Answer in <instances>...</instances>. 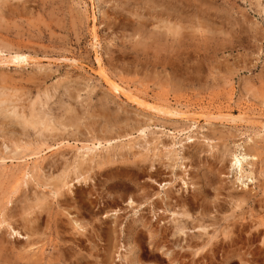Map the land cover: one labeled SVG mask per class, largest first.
Returning <instances> with one entry per match:
<instances>
[{"label": "rangeland", "instance_id": "1", "mask_svg": "<svg viewBox=\"0 0 264 264\" xmlns=\"http://www.w3.org/2000/svg\"><path fill=\"white\" fill-rule=\"evenodd\" d=\"M138 7V0L0 1V90L24 119L41 117L37 129L28 128L21 137L0 135V158H7L0 161V256L8 260L0 264H27L42 248L45 259L53 256L48 236L33 250H23L26 238L1 223L14 207L19 210L42 194L52 200L49 212L71 240L79 238L73 230L77 223L90 228L94 220L102 222L104 240L84 243L90 264H118L120 246L131 235L142 264H264V225L255 218L259 212L264 219V0H190L185 36L167 39L146 17L149 11ZM135 12L145 16L142 24L130 14ZM16 54L28 61L15 62ZM155 105L168 112L156 111ZM73 115L83 117L77 129L66 125ZM107 118L118 120L110 133L102 131ZM44 127L51 132L43 137ZM96 136L112 140L92 148ZM15 141L46 146L37 157L27 152L26 158L4 149ZM232 154L243 164L241 173ZM90 157L94 162L110 157V162L96 169ZM88 161L93 178L76 184L86 191V205L73 204L72 193L68 207L53 202L49 193L56 169L72 164L70 180L77 165ZM25 172L31 174L26 183L9 195ZM244 192L251 200L231 210L228 196ZM131 197L135 203L129 206ZM102 209L108 214L93 217ZM175 210L188 215L173 217ZM177 222L187 235L173 236ZM150 226L153 241L141 233ZM212 233L215 242L203 247ZM158 246L173 259L163 257Z\"/></svg>", "mask_w": 264, "mask_h": 264}, {"label": "bare ground", "instance_id": "2", "mask_svg": "<svg viewBox=\"0 0 264 264\" xmlns=\"http://www.w3.org/2000/svg\"><path fill=\"white\" fill-rule=\"evenodd\" d=\"M1 1V0H0ZM130 1V0H128ZM190 0H138V6H140V8H145L146 10H148V16L151 19V21L154 20L156 26L155 29L157 31V33L162 36L163 38H166L169 34L171 35H180L182 37L185 36L186 31H187V23L186 21L190 20V15L188 14V3ZM198 2V1H197ZM204 2V1H202ZM201 2V3H202ZM124 5V3H123ZM128 5V4H126ZM190 5V4H189ZM193 5V4H192ZM191 5V7H192ZM194 7V6H193ZM202 7V6H201ZM128 8V7H127ZM139 8V7H138ZM139 8V9H140ZM190 8V7H189ZM192 8H190L191 10ZM194 9V8H193ZM199 9V8H198ZM143 10V9H142ZM197 11V10H196ZM195 11V12H196ZM201 11V10H200ZM198 11V12H200ZM191 12V11H190ZM143 13V12H142ZM145 13V11H144ZM153 13V14H152ZM201 13V12H200ZM134 18L136 17L140 22H136V23H143V21H141L142 19L145 18L144 15H141L139 13H130ZM94 16V15H93ZM205 16V15H204ZM125 18V17H124ZM147 18V19H149ZM111 19V18H110ZM149 19V20H150ZM153 19V20H152ZM112 20V19H111ZM129 21V20H128ZM132 22L134 20H131ZM204 21V20H203ZM153 22V24H154ZM191 23V21H190ZM146 23H144L145 25ZM151 23V26L153 25ZM140 25V24H139ZM138 26V25H137ZM149 26V25H148ZM147 26V27H148ZM151 26H149L151 28ZM139 28V26H138ZM142 28V27H141ZM148 29V28H146ZM93 30V28H92ZM151 31V30H149ZM148 32V31H147ZM133 33V32H132ZM146 33V32H145ZM96 34V33H95ZM132 37V36H131ZM159 37V36H158ZM160 39V38H159ZM167 39V38H166ZM151 40V39H150ZM155 41V40H153ZM158 41V39H157ZM156 42V41H155ZM166 42V41H165ZM154 43V42H153ZM94 44V43H93ZM12 59L19 63V62H24L27 58L25 56H22L20 54H16L12 56ZM12 60V61H13ZM97 60H99L97 58ZM28 61V59H27ZM100 62V61H99ZM16 63V64H17ZM21 64V63H20ZM103 67V66H102ZM99 68V67H98ZM100 70V69H99ZM100 72V71H99ZM106 76V75H105ZM107 78V77H106ZM107 83L110 84V86L116 91V92H123L124 89L123 87L119 86L117 83H115L114 81L110 80L109 78H107ZM107 84V85H108ZM1 89V88H0ZM1 91V90H0ZM5 91V90H4ZM126 92V91H124ZM123 92V93H124ZM7 94V93H6ZM6 94L3 93V91L0 92V135H8V137H12V136H20L23 134H26V130H28V128H34L37 129L38 125L40 124V116L35 115L34 116V121H28L26 119H24L23 116L18 115L17 112L15 111L16 106L14 104H16L14 102L11 101L10 97H8ZM125 94V93H124ZM127 95V94H126ZM128 96V95H127ZM134 96V95H133ZM138 97V96H137ZM130 98V97H128ZM135 98V97H134ZM127 99V98H126ZM139 100V99H138ZM146 103V102H145ZM34 104V103H33ZM18 105V104H17ZM150 105V104H149ZM151 106V105H150ZM19 108V107H18ZM153 109H155L156 111H160L163 114L167 113L168 109H164V107L162 108L161 106H153ZM171 108V107H170ZM21 111V110H20ZM172 111V110H171ZM176 112V111H174ZM39 113V112H38ZM177 113V112H176ZM43 114V113H42ZM181 114V113H180ZM219 115V114H218ZM46 116V115H45ZM212 116V115H210ZM44 117V116H43ZM110 117V116H109ZM219 117V116H218ZM223 117V116H222ZM226 117V115H225ZM230 117V115H229ZM228 117V118H229ZM33 118V117H32ZM82 116H78V115H73L70 117V119H68V123L66 124L67 126H71V127H75L76 129L79 127L78 123L79 121L82 119ZM60 122V121H58ZM45 124V123H44ZM115 124H118V120H113L111 118H107L106 119V126L103 127L104 129L102 130L103 132H108L110 127L116 126ZM41 126V125H40ZM114 128V127H113ZM112 129V128H111ZM138 130V129H137ZM139 131V130H138ZM47 132H51L49 128L44 127L43 130L41 131V136L44 137L48 136L46 133ZM144 132V131H143ZM142 132V133H143ZM110 133V132H108ZM108 133H105L108 134ZM126 133V132H125ZM119 134V133H118ZM10 135V136H9ZM2 136V137H3ZM55 135H52V137ZM60 136V135H59ZM103 136V134H102ZM24 137V136H23ZM42 137V138H43ZM107 137V136H106ZM111 137V136H109ZM104 138V137H95L93 139V143L92 148H96V146H101L102 143H109L112 138ZM6 138V136H5ZM126 138V137H125ZM12 139V138H11ZM44 139V138H43ZM48 139V138H47ZM46 139V140H47ZM7 140V139H6ZM9 140V139H8ZM38 140V139H37ZM115 140V139H114ZM5 141V140H4ZM17 141V140H16ZM13 142L12 146L9 147L8 145H4L5 146V150H8L9 154H19L23 157H26L24 155H26L27 152H29L28 156H36L40 155L43 150L42 147L46 146L45 143H42L41 145H37L36 147H31L32 145H21L18 144L17 142ZM22 142V141H21ZM23 143V142H22ZM39 143H41V140L39 141ZM69 143V142H68ZM33 144V143H32ZM59 145V144H58ZM62 145V144H61ZM51 146H47V149H50ZM127 147V146H126ZM87 149H91V147H86ZM94 150V149H92ZM46 151V150H44ZM78 151V150H77ZM86 151V150H85ZM90 151V150H88ZM225 150L222 151V153H224ZM96 153V152H95ZM113 153V152H112ZM78 154V153H77ZM249 154V153H248ZM3 155V154H2ZM1 155V156H2ZM113 155V154H112ZM234 155V154H232ZM245 155V154H244ZM11 156V155H10ZM20 156V157H21ZM235 156V155H234ZM19 157V158H20ZM35 157V158H36ZM40 157V156H39ZM38 157V158H39ZM190 157V156H189ZM250 157V156H249ZM3 158V157H1ZM0 161L3 162L4 159ZM9 158V157H8ZM28 158V157H26ZM30 158V157H29ZM34 158V159H35ZM68 158V157H67ZM99 158V157H98ZM110 158V157H109ZM107 161H102L101 159L98 160L97 162H94L93 159H91L90 157V163L92 165V163L94 162L95 164V168L96 169H101L103 166H105L107 163L109 164L110 160ZM113 158V157H112ZM242 159L243 156L241 157ZM7 159V158H6ZM16 159V158H14ZM21 159V158H20ZM23 159V158H22ZM39 159H43V158H39ZM88 159V158H87ZM107 159V158H106ZM235 162L239 165V172L241 173L242 171V165L240 158L238 156H235ZM249 159V158H248ZM10 160V159H9ZM95 160V159H94ZM105 160V158H104ZM123 160V159H122ZM125 160V159H124ZM143 160V159H142ZM187 160V159H186ZM246 160V159H245ZM36 161V160H35ZM39 161V160H38ZM58 161V160H57ZM68 161V160H67ZM114 161V159H113ZM112 161V163H113ZM127 161V158L126 160ZM153 161V160H152ZM244 161V160H243ZM1 162V163H2ZM28 162V161H26ZM34 162V161H33ZM41 162V161H40ZM121 162V161H120ZM5 163V162H4ZM30 163V162H29ZM77 163V162H76ZM83 163V162H82ZM89 161L86 163L88 165L81 167L79 166V169H74L77 172V174H74L75 177L71 178L70 180H68V169L69 167L72 166V164L66 165V163L59 167L58 169H56V172L59 173L58 176L56 178H51L53 182H55V184L53 185V190H51V192L49 194H51V196L53 197V202H55L57 205H62V206H66L68 207L70 205V201L67 197V194L72 193L74 194V199H72L73 204H79L82 208H83V204L86 205L83 201V198L85 197L84 195L86 194V191H84V189L82 188H77L76 184L81 185L82 184H87V181L89 182L90 179L93 178V174H91L92 171H94V167H91ZM130 163V162H129ZM128 163V164H129ZM28 164V163H27ZM123 164V163H122ZM255 164V163H254ZM5 166V165H4ZM35 167H37V165H34ZM135 166V165H133ZM237 166V165H236ZM10 167V166H9ZM17 167V166H16ZM29 167V166H27ZM235 167V166H234ZM7 168V166H6ZM5 168V169H6ZM26 168V167H25ZM39 168V167H38ZM236 168V167H235ZM244 168V167H243ZM40 169V168H39ZM71 169V168H70ZM73 169V168H72ZM38 170V169H37ZM73 170V173H74ZM126 171L127 169H121L119 171ZM15 171V170H14ZM40 171V170H39ZM245 171V170H244ZM28 172V171H27ZM37 173V172H36ZM122 173V172H121ZM244 173V172H243ZM29 173L23 174V178L21 179V183H18V181L16 180V184L15 187H10L11 191L8 193L10 194H14L15 192H18V185H22L25 181V177H29ZM35 174V173H34ZM91 174V175H90ZM107 174L106 177H108L109 179H114L113 173H105ZM254 175V173H253ZM130 176V175H129ZM241 176V175H240ZM249 176V175H248ZM251 176V175H250ZM249 176V177H250ZM51 177V175L49 176ZM117 177V176H116ZM121 177V176H120ZM20 178V177H19ZM149 178V177H148ZM151 178V177H150ZM154 179V178H153ZM13 180V179H12ZM253 179L250 178V182ZM32 181V180H31ZM51 181V180H50ZM76 181V183H74ZM184 181V180H183ZM249 180H247L248 182ZM254 181V180H253ZM1 182V181H0ZM5 182V181H4ZM57 182V183H56ZM154 182V181H153ZM242 183V182H241ZM245 183V182H244ZM1 184V183H0ZM33 184V183H32ZM168 184V183H167ZM183 184H185V181L183 182ZM195 184V183H194ZM248 184V183H247ZM247 184H241V186H244V188L247 189ZM2 185V184H1ZM26 185V184H24ZM13 186V184L11 185ZM160 187H162V185H159ZM191 186V185H190ZM2 187V186H1ZM21 187V186H20ZM76 187V189L74 190V188ZM67 188V189H65ZM233 188V187H232ZM243 188V187H242ZM262 191H264V186H262ZM66 190V191H64ZM20 192V191H19ZM250 192V191H249ZM249 192H244V193H239V194H233L231 193L228 196L229 199V203L231 204V210H235L237 208H242L243 204H245L246 202L248 203V201L251 200V194ZM27 193V192H26ZM7 194V195H8ZM17 194V193H16ZM264 194V192H263ZM8 195V196H9ZM70 195V194H69ZM71 196V195H70ZM73 196V195H72ZM155 196V195H154ZM164 196V195H163ZM51 197V199H52ZM160 197V196H159ZM14 198V197H11ZM9 198H7V202H9ZM31 199V197H30ZM47 197L43 196H38L36 198H34L33 200H28L31 201V204L26 205L25 204L19 208V210H16V208L12 207L13 210H11L7 215H5V217H3V220L1 219V223H5L7 228H9V230L11 231L12 235L14 236H18V237H23L26 238V242L24 244V249L25 248H29V250H33V247H35V245L37 244H41V243H45V241L48 240V238H50V242H52V244H49V247L52 248V250L54 251L53 256H49L50 259H45L44 256V249L42 248V251L40 253V255H38L36 257V259H29L27 264H90L91 262L89 261V257L92 258L91 253L86 252V247L84 245V243L91 241V239H93V241H102L104 240V236H106L107 234V230L106 228L102 227V222L101 224H95L96 220H94V222L90 223V228H86L82 225H79L77 222L76 225H74L75 227H73V230L77 231V234L79 235V238H74L71 240V238H67L65 235L68 233L64 228H61V226L57 223V220L51 215V212H49V210L51 209V202L50 201H46ZM166 199V198H165ZM164 199V200H165ZM13 200V199H12ZM46 201V203H45ZM148 201V200H146ZM144 201V202H146ZM6 202V203H7ZM20 202V201H19ZM143 202V200H142ZM141 202V203H142ZM143 202V203H144ZM130 205H133L134 202V198H128V202ZM142 203V204H143ZM88 206L91 204L87 203ZM95 204V203H94ZM7 205V204H6ZM14 205V203H13ZM17 205V204H16ZM55 205V204H54ZM141 205V204H140ZM145 205V203H144ZM182 205V204H181ZM107 206V205H106ZM153 206V205H152ZM5 207V206H4ZM54 207V206H53ZM176 208V207H175ZM53 209V208H52ZM85 212V210H83ZM159 211V210H158ZM165 211V210H164ZM169 211V210H168ZM3 212V210H2ZM160 212V211H159ZM166 212V211H165ZM175 210V212L171 213L172 216H176L179 215V212H177ZM183 212V211H182ZM186 212V211H185ZM53 213V212H52ZM89 213V212H88ZM181 213V212H180ZM4 214V213H3ZM43 214L47 215L46 217V223L45 226L43 227L41 224L44 223V217ZM103 214H108L107 211H105V209H102L100 212L98 213H94L93 217H98L103 216ZM117 214V212H116ZM112 215V213H111ZM153 215V214H152ZM181 215L183 216H187L188 214L186 213H182ZM179 215V216H181ZM250 215L254 216L253 211L250 210ZM4 216V215H3ZM67 216V215H66ZM70 216V215H69ZM107 216V215H106ZM160 216V215H159ZM178 216V217H179ZM191 216V215H190ZM108 217V216H107ZM1 218V217H0ZM74 218V217H73ZM171 218V217H170ZM259 220L257 221L259 225H264V219L262 216H260L259 212H256V217ZM97 221L99 222L100 218H96ZM153 219V218H152ZM187 224V223H186ZM4 225V224H2ZM89 225V224H88ZM144 225V224H143ZM68 227V226H67ZM145 227V226H144ZM147 227V226H146ZM197 227V226H196ZM195 227V228H196ZM145 229V228H143ZM188 229V228H187ZM8 230V231H9ZM158 230V229H157ZM190 231V230H189ZM204 231V228L203 230ZM109 232V231H108ZM217 232V231H216ZM10 233V232H9ZM92 233V235H90ZM142 234H144L145 236H148L149 240L153 241V236L154 235V230L153 228L150 226L147 228L146 232L143 233V231H141ZM8 234V233H7ZM186 234V228L183 224H181L180 222H177L174 225V231H173V236L176 237H183ZM11 235V236H12ZM130 235V234H129ZM187 235V234H186ZM13 236V237H14ZM46 236V238H44ZM48 236V238H47ZM209 236V235H208ZM217 236V235H216ZM198 237V236H197ZM203 237V236H201ZM124 238V237H123ZM6 239V238H4ZM215 239V235L209 236L206 241H204L203 247L205 248H209V246L212 244V242ZM216 240V239H215ZM121 242V241H120ZM148 242V241H147ZM215 242V241H214ZM153 243V242H152ZM150 241L149 245L156 249L157 246L153 245ZM148 244V243H147ZM48 245V244H47ZM91 245V244H90ZM148 245V246H149ZM153 245V246H152ZM0 246H2L1 242H0ZM149 246V247H150ZM162 246V245H161ZM157 248V251H160V253H162V255H164L163 257L168 258V260L173 259L170 258L171 253L165 248L162 247ZM17 247V246H16ZM151 248V250H152ZM37 249V248H36ZM121 249V250H120ZM120 252L118 251L119 254H117V259H118V264H142L140 261V253L139 252V244L137 242V240L133 237V235L129 236L126 238V240L124 241V244H122L120 246ZM5 250H8L9 252H13L12 250H10V248H5ZM118 250V248H117ZM0 251H2V249H0ZM28 251V250H27ZM35 251V250H34ZM156 251V250H155ZM22 252V251H21ZM25 252V251H24ZM33 252V251H32ZM199 252V250H198ZM2 253V252H1ZM37 254H39L38 252H36ZM139 253V254H138ZM201 253V251H200ZM6 254V253H5ZM21 254H25V253H21ZM173 254V253H172ZM197 254V253H196ZM195 254V255H196ZM2 255V254H1ZM142 255V254H141ZM3 256V255H2ZM6 255H4V257L0 256V260L2 262H7L8 260H6L5 258ZM12 256V255H11ZM14 256V255H13ZM16 256V255H15ZM22 256V255H21ZM201 256V255H200ZM10 257V256H9ZM27 257V256H26ZM21 258V257H19ZM18 258V259H19ZM165 258V259H166ZM24 260V259H23ZM0 261V262H1ZM14 262V261H13ZM143 262V261H142ZM8 263V262H7ZM12 263V262H11ZM16 262H14L15 264ZM19 263V262H17ZM13 264V263H12ZM146 264V263H145ZM149 264V263H148ZM175 264V263H173Z\"/></svg>", "mask_w": 264, "mask_h": 264}, {"label": "snow or ice", "instance_id": "3", "mask_svg": "<svg viewBox=\"0 0 264 264\" xmlns=\"http://www.w3.org/2000/svg\"><path fill=\"white\" fill-rule=\"evenodd\" d=\"M227 238V237H226Z\"/></svg>", "mask_w": 264, "mask_h": 264}]
</instances>
